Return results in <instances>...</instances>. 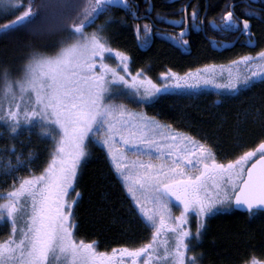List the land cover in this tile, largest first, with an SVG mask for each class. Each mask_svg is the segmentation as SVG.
Wrapping results in <instances>:
<instances>
[{
    "label": "snow or ice",
    "instance_id": "obj_1",
    "mask_svg": "<svg viewBox=\"0 0 264 264\" xmlns=\"http://www.w3.org/2000/svg\"><path fill=\"white\" fill-rule=\"evenodd\" d=\"M33 4L0 0L5 13H19L0 31L24 24L47 7ZM65 7L74 5L66 0ZM75 7L71 22L62 26L67 34L53 50L33 48L20 66L0 67V138L7 133L14 140L22 125L38 126L41 138L52 142L38 172L32 167L35 153L25 158L15 144L0 148V176L5 183L11 177L0 190V221L9 226L0 239V264H199L198 255L189 253L209 217L233 208L249 216L264 214V125L254 146L238 144L231 154L221 155L207 138L173 128L144 109L160 95H190L208 87L231 94L264 81V48L227 65L205 64L183 74L168 68L159 73L158 83L146 67L133 73L128 52L111 46L110 15L86 31L114 8L136 21L149 18L150 8L141 16L135 0H81ZM225 8L219 23H208L220 32L246 35L254 46L249 19H238L234 5ZM180 11V19L159 14L156 19L179 27L178 35L168 38L186 47L188 29L200 28L204 20L198 5L191 13L186 7ZM153 26L133 25L142 45L149 43ZM112 55L115 65L107 62ZM93 144L105 150L131 210L151 229L146 241L101 251L96 240L77 237L76 184ZM24 168L27 173L19 175ZM176 208L179 214H174ZM243 264H264V259L252 255Z\"/></svg>",
    "mask_w": 264,
    "mask_h": 264
},
{
    "label": "trees",
    "instance_id": "obj_2",
    "mask_svg": "<svg viewBox=\"0 0 264 264\" xmlns=\"http://www.w3.org/2000/svg\"><path fill=\"white\" fill-rule=\"evenodd\" d=\"M223 0H209L207 13L218 10ZM66 0H34L33 6L45 4L24 24L7 31H0V67H18L23 64L27 54L33 49L51 51L67 33L63 25L70 23L81 0H71L72 9L65 7ZM139 0V15L151 5L153 18L157 14L169 20L180 17V5L174 0ZM203 6V2H202ZM18 12L0 16V25L7 23ZM111 16L114 21L107 26L111 46L128 52L131 57V70L148 68V74L157 81L159 73L171 68L184 73L204 64L231 60L235 51L217 54L210 50L200 34H190L186 47L177 45L168 38L169 32L151 31L149 43L142 45L137 39L133 25L135 21L122 8H114L104 13L94 24L86 29L93 31L97 25L104 24ZM162 22V21H161ZM143 24V23H142ZM252 31L257 39L258 49L264 43V25L253 21ZM172 35V34H170ZM173 36V35H172ZM161 122L187 132L197 138H207L218 145L221 155L231 154L238 144L254 146L264 125V82L232 95H216L211 92L197 94L160 95L144 109ZM15 139L5 133L0 138V148L15 144L17 151L25 158L29 152L36 154L32 167L38 172L48 158L52 142L41 138L40 128L21 126ZM7 156L8 154L5 153ZM15 154L12 155V158ZM27 168L19 175L26 174ZM2 178V177H1ZM0 190L6 189L11 181L1 180ZM76 189L80 197L75 206L74 219L78 222L77 237L96 240L98 250L110 251L120 245L132 246L146 241L151 229H145L139 217L131 210L129 200L112 172L106 154L97 145H90V155L83 164ZM75 195V193H73ZM9 226L0 224V239L5 238ZM193 252L199 257V264H243L245 258L255 255L264 259V214L249 216L230 209L210 217L199 241H193Z\"/></svg>",
    "mask_w": 264,
    "mask_h": 264
},
{
    "label": "flooded vegetation",
    "instance_id": "obj_3",
    "mask_svg": "<svg viewBox=\"0 0 264 264\" xmlns=\"http://www.w3.org/2000/svg\"><path fill=\"white\" fill-rule=\"evenodd\" d=\"M170 1L171 0H165V2L169 5L171 4ZM176 1L180 5V9L182 7H186L188 13H191L194 5H198L200 18L204 20V24L200 28L194 27L188 29L187 35L184 37L185 40L188 41L190 34H200L202 38L207 42L208 46L210 47V50L219 55L228 53V51H235L237 53L240 52V54L238 55H241L244 53H252L256 49L255 46H257V39L252 31V22L256 21L264 25V0H223L218 10H212L209 15L207 13L209 0H174V2ZM135 2L139 4V0H135ZM226 4L234 5V11L238 19H249L252 32V42L254 45L253 47L249 45L248 37L246 35H242L237 31L220 32L218 29L212 27V25L208 23V21L210 20H215L216 23L220 22V18L222 17L223 11L227 10L225 8ZM149 8L151 11V16L147 19L135 21V23H148L150 25H154L151 29L152 32L164 31L169 32L173 36L178 35L179 27H174L169 23L155 20L153 18L154 14L151 10V5L148 6V9ZM246 13H254L255 15L249 16L246 15ZM183 15L184 13L180 11L179 19ZM183 26L184 25H180V27ZM238 55H235L234 57H232V59L236 58V56Z\"/></svg>",
    "mask_w": 264,
    "mask_h": 264
},
{
    "label": "rangeland",
    "instance_id": "obj_4",
    "mask_svg": "<svg viewBox=\"0 0 264 264\" xmlns=\"http://www.w3.org/2000/svg\"><path fill=\"white\" fill-rule=\"evenodd\" d=\"M12 12V10L11 9H9L8 10V13H5V11L3 10V9H0V16H3V15H7V14H9V13H11ZM261 48H264V43L263 44H261V46L258 48V49H255L251 54H255L256 52H258ZM244 54H247V53H244ZM244 54H241V55H244ZM241 55H238V56H241ZM238 56H236V58L238 57ZM236 58H233V59H236ZM233 59H231V60H233ZM228 61H230V60H227V61H221V62H218V63H211V64H216V65H220V64H224V65H227V62ZM108 63H110V64H113V65H115L116 63H117V61H116V59H115V57H114V55H112V56H110L109 58H108V61H107ZM205 65V64H204ZM201 66H203V65H201ZM201 66H198V67H196V68H194L193 70H195V69H197V68H199V67H201ZM181 74H183V73H181ZM157 82L159 83V82H162V81H160L159 79H157ZM262 82H264V81H257V82H255V83H262ZM254 83V84H255ZM246 89V88H245ZM243 90V89H242ZM202 92H211V93H213V94H216V95H220V96H222V95H227V94H223V93H220V92H218L216 89H214V88H211V87H208V88H201V89H198V90H196L195 92H193L192 94H197V93H202ZM240 92V91H239ZM232 94H237V93H231V94H228V95H232ZM133 107H135L134 105H133ZM139 110V109H138ZM98 147H100L99 145H97ZM101 148V147H100ZM102 149V148H101ZM103 151L105 152V150L103 149ZM4 157H5V159H7V155L4 153ZM12 161H13V163L15 162V156L12 158ZM0 163H2V161H0ZM2 177V178H1ZM0 178H1V180H5L4 179V177L3 176H0ZM7 181H11V177H8L7 178ZM179 211H180V209H178V208H176V209H174V214H179ZM229 210H222L221 212H219V213H217V214H221V213H226V212H228ZM217 214H215V215H217ZM214 216V215H213ZM212 217V216H211ZM210 218V217H209ZM208 218V219H209ZM1 223H4L3 221H0V224ZM191 228H192V231L194 232L195 231V222H194V218H193V223H192V225H191Z\"/></svg>",
    "mask_w": 264,
    "mask_h": 264
},
{
    "label": "water",
    "instance_id": "obj_5",
    "mask_svg": "<svg viewBox=\"0 0 264 264\" xmlns=\"http://www.w3.org/2000/svg\"><path fill=\"white\" fill-rule=\"evenodd\" d=\"M133 21H136V20H133ZM139 21H140V20H139ZM185 36H186V35H185ZM185 36H184V37H185ZM251 47H253V46H251ZM232 210H233V211H236V212H239V213H243V214L247 213L246 210L235 209V208H233Z\"/></svg>",
    "mask_w": 264,
    "mask_h": 264
}]
</instances>
